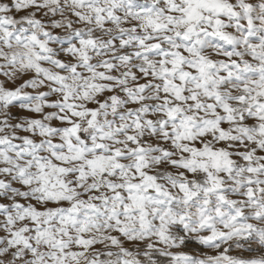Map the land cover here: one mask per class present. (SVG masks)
Masks as SVG:
<instances>
[{
    "label": "snow or ice",
    "instance_id": "6c2138e0",
    "mask_svg": "<svg viewBox=\"0 0 264 264\" xmlns=\"http://www.w3.org/2000/svg\"><path fill=\"white\" fill-rule=\"evenodd\" d=\"M0 264H264V0H0Z\"/></svg>",
    "mask_w": 264,
    "mask_h": 264
}]
</instances>
